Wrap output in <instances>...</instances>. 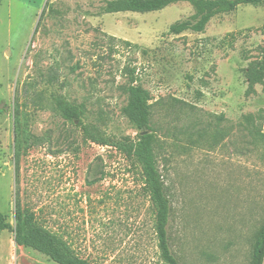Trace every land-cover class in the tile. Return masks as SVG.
Listing matches in <instances>:
<instances>
[{
  "label": "rangeland",
  "instance_id": "obj_1",
  "mask_svg": "<svg viewBox=\"0 0 264 264\" xmlns=\"http://www.w3.org/2000/svg\"><path fill=\"white\" fill-rule=\"evenodd\" d=\"M106 1L0 0V214L14 228L18 201L91 264H162L140 167L82 133L142 134L122 114L130 69L151 99L172 254L249 264L264 223V82L249 92L244 72L264 46V4L173 35L189 3L105 14ZM52 95L82 117L58 116ZM13 239L0 231V264H56Z\"/></svg>",
  "mask_w": 264,
  "mask_h": 264
},
{
  "label": "trees",
  "instance_id": "obj_2",
  "mask_svg": "<svg viewBox=\"0 0 264 264\" xmlns=\"http://www.w3.org/2000/svg\"><path fill=\"white\" fill-rule=\"evenodd\" d=\"M187 2L194 10V14L187 20L179 21L169 27V33L179 35L186 31L194 33L204 32L212 18L221 14H228L241 5L259 7L264 0H110L105 2V14L116 13H150L161 11L168 6ZM234 39V37H232ZM128 45L129 43H125ZM129 82L122 87L126 95V105L122 109L127 121L142 134L134 141H108L101 132L90 125L82 124V133L92 143L110 146L124 157L134 161L141 170L144 188L155 211L154 233L162 264H179L170 250L167 226L170 216V202L165 193L164 183L156 168L154 144L156 135L150 126L151 99L148 91L143 89L135 77V71L127 69ZM248 89L253 92L254 86L264 82V46L260 48L259 58L248 65L244 72ZM248 94V93H247ZM38 99H40L38 97ZM51 109L67 122L78 120L83 115V106H76L64 97L52 95ZM19 120L15 118V125ZM264 138V133L259 132ZM16 172V168H15ZM15 226L6 223L0 214V231L9 230L14 235L17 246L32 249L56 264H91L87 259L76 255L70 245L56 232L42 227L33 211L21 209L20 203L15 204ZM264 261V223L258 228L250 253L249 264H263Z\"/></svg>",
  "mask_w": 264,
  "mask_h": 264
}]
</instances>
